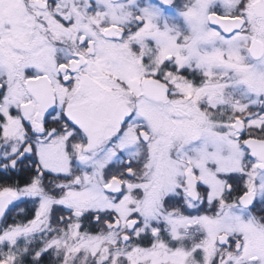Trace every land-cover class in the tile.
Here are the masks:
<instances>
[{
  "label": "snow or ice",
  "instance_id": "6c2138e0",
  "mask_svg": "<svg viewBox=\"0 0 264 264\" xmlns=\"http://www.w3.org/2000/svg\"><path fill=\"white\" fill-rule=\"evenodd\" d=\"M0 264H264V0H0Z\"/></svg>",
  "mask_w": 264,
  "mask_h": 264
}]
</instances>
